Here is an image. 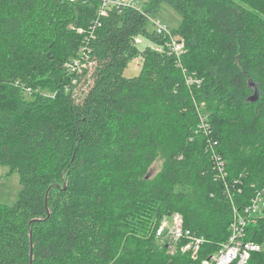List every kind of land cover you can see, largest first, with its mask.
<instances>
[{
  "label": "trees",
  "instance_id": "obj_1",
  "mask_svg": "<svg viewBox=\"0 0 264 264\" xmlns=\"http://www.w3.org/2000/svg\"><path fill=\"white\" fill-rule=\"evenodd\" d=\"M105 1L0 0V166L21 186L0 204V264H201L264 191V0ZM163 4L182 17L180 58L148 29ZM175 214L207 240L196 260L157 236ZM260 219L245 240L262 243Z\"/></svg>",
  "mask_w": 264,
  "mask_h": 264
},
{
  "label": "built area",
  "instance_id": "obj_2",
  "mask_svg": "<svg viewBox=\"0 0 264 264\" xmlns=\"http://www.w3.org/2000/svg\"><path fill=\"white\" fill-rule=\"evenodd\" d=\"M69 1L75 2L76 0ZM122 4L123 3L119 0L105 1L102 12L108 5L119 6ZM153 27L157 35L166 40L165 47H167L177 58H180L186 52L184 43L174 39L172 31L168 27L159 21H154ZM80 32L83 31L80 30ZM163 50V46H156V51L162 52ZM82 54L84 56L85 51ZM85 58H88L87 54L85 55ZM86 66L87 61L78 58L73 62L71 68L75 70L86 68ZM211 154V156H213L211 157L212 162L218 170L216 175L219 179H223L227 176L225 173V163L221 156L215 151ZM262 217H264V191H259L252 198L251 202L243 209L235 207L233 220L229 228L230 236L228 241L223 243L215 254H212L209 258L203 260L201 264H247L253 254L264 251V246L262 244L245 240L247 226L256 224L255 222ZM157 236L162 238L171 236L177 242H180L183 239L187 240L188 244L183 247V250L185 252L191 251L192 257L195 260L198 258L200 247L207 242L204 236H197L190 230L185 229L183 217L179 214H175L170 218H164L157 230Z\"/></svg>",
  "mask_w": 264,
  "mask_h": 264
},
{
  "label": "rangeland",
  "instance_id": "obj_3",
  "mask_svg": "<svg viewBox=\"0 0 264 264\" xmlns=\"http://www.w3.org/2000/svg\"><path fill=\"white\" fill-rule=\"evenodd\" d=\"M110 1H116V0H110ZM119 1L122 2L123 4L134 3L136 6H142L145 4V2H149L150 0H119ZM154 21H159L163 25L168 27L172 31V34L174 35V39H177L178 41H182L183 43L185 42L179 36L174 34V31L179 28L182 22V17L171 6H169L168 4H163L158 12L153 13L149 16V22H148L149 30H153ZM135 41H136V44L140 48L150 47L156 50V46L152 45V43H150L149 41L143 38H137ZM74 61L75 60L72 59L71 66H73ZM141 64H142V60L140 58L133 60L128 65V67L124 70V76L126 78H134L138 76L141 70ZM51 85L52 84L47 81V83L44 84V88L42 89V92L46 95L53 94L50 88ZM86 90H87L86 87L84 85H81L78 88V90L75 91L74 96H73L74 99L78 102L82 101V99L84 98L86 94ZM28 98H32L31 95L28 96ZM246 150L252 153L256 150V147L255 146L249 147V148H246ZM165 159H166L165 153L160 154L159 158L155 161V163L151 167V172H150L151 176H156L161 171ZM20 189H21V186H20L19 173L18 172L12 173L9 167L0 166V204L12 206L14 203L17 202L19 198ZM260 221L261 219H258L255 222L256 223L255 225L259 224ZM159 238L161 239L160 242L162 244L166 243L168 245V253L170 255L174 256L178 253V251L181 252L182 254L186 253L183 250V247L181 248V245L179 244V242L175 241L171 236L170 237L166 236L165 238H162V237H159ZM257 239H259V237H257ZM261 244L264 246V240L262 241Z\"/></svg>",
  "mask_w": 264,
  "mask_h": 264
},
{
  "label": "water",
  "instance_id": "obj_4",
  "mask_svg": "<svg viewBox=\"0 0 264 264\" xmlns=\"http://www.w3.org/2000/svg\"><path fill=\"white\" fill-rule=\"evenodd\" d=\"M252 82V81H251ZM258 95V92L255 93L254 97H257ZM31 243H32V239H31Z\"/></svg>",
  "mask_w": 264,
  "mask_h": 264
}]
</instances>
